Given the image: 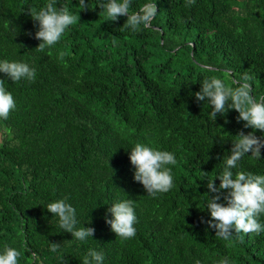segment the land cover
Returning a JSON list of instances; mask_svg holds the SVG:
<instances>
[{"label": "trees", "instance_id": "obj_1", "mask_svg": "<svg viewBox=\"0 0 264 264\" xmlns=\"http://www.w3.org/2000/svg\"><path fill=\"white\" fill-rule=\"evenodd\" d=\"M48 2L0 0V61L36 70L34 81L19 82L0 72L16 105L0 119V252L17 249L18 264H82L89 249L103 253V264H219L225 257L264 264V231L226 241L201 223L211 219L204 172L215 179L232 140L253 129L235 109L214 120L207 98L194 95L205 78L236 87L248 72L253 95L264 96V0H157L153 27L138 32L122 28L126 15L106 20L98 5L106 0H86L87 10L79 0H56L80 19L41 52L29 9ZM146 2L132 0L130 10ZM137 142L175 154L168 192L152 197L134 180ZM250 155L233 172L264 175V148L261 159ZM65 198L77 228L93 227V237L73 239L48 212V203ZM128 199L136 234L122 239L105 216L110 204ZM51 242L61 244L58 252L49 251Z\"/></svg>", "mask_w": 264, "mask_h": 264}, {"label": "clouds", "instance_id": "obj_2", "mask_svg": "<svg viewBox=\"0 0 264 264\" xmlns=\"http://www.w3.org/2000/svg\"><path fill=\"white\" fill-rule=\"evenodd\" d=\"M196 0H186L185 6H191ZM105 10L107 19L116 21L120 16L126 15L127 21L122 28L130 29L133 32L153 27L152 21L158 13L157 0H148L142 4L137 11H131L132 0H106L98 4ZM80 10H87L90 6L86 0H79ZM34 22L38 21V30L35 38L40 41L37 50L43 52L56 45L66 29L74 25L80 15L72 14L67 7H57L56 0L49 2L38 11L35 8L29 9ZM61 57L63 53H60ZM0 72L13 82L20 80L34 81L36 70L25 62L0 61ZM4 80L0 78V119L7 120L11 110L15 109V100L11 92L4 87ZM253 77L245 72L239 79L234 80L236 87H229L225 80L212 76L202 81L199 91L195 92V99L205 101L211 107L209 116L214 120L217 114L226 115L229 109L238 111L237 121H243L244 128H251L253 131L245 134L241 130L236 139L232 140V147L229 155L224 159L222 172L215 177L209 178L206 172L202 177H207L208 194L205 208L210 212L211 219L204 220L209 228L215 230V235L223 240H229L241 232L259 235L264 231V224L260 217L264 216V175H257L252 172L236 171L239 161L248 153L254 159H261V149L264 148V139L258 137L255 132H264V96H254L251 81ZM223 140V139H222ZM131 164L135 166L134 180L142 183L148 195L155 197L160 193H166L174 187L172 168L169 165L177 163L175 154L167 150H158L143 143H135L131 147ZM218 177L220 183L216 185ZM214 195H211L213 194ZM226 201V203L220 202ZM107 209L111 218L105 216L106 223L116 236L122 239H130L135 236L134 223L137 221L135 215L134 201L131 199L122 200L110 204ZM48 212L59 218V227L63 231L72 234L73 239L86 241L93 237V227L77 228L76 209L59 199L46 205ZM61 244L51 242L49 251L58 252ZM21 253L5 245L3 252H0V264H18V257ZM104 255L94 249H89L82 258V264H103ZM219 264H229L227 257Z\"/></svg>", "mask_w": 264, "mask_h": 264}]
</instances>
